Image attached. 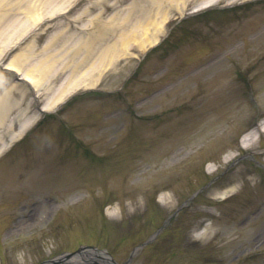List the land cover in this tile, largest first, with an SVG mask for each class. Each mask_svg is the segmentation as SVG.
Returning a JSON list of instances; mask_svg holds the SVG:
<instances>
[{"label": "rangeland", "instance_id": "1", "mask_svg": "<svg viewBox=\"0 0 264 264\" xmlns=\"http://www.w3.org/2000/svg\"><path fill=\"white\" fill-rule=\"evenodd\" d=\"M48 1L0 0L1 60L29 34L40 35L37 53L44 40L59 35L63 67H76L88 39L83 25L91 27L96 14L139 35L153 18L147 33L159 42L179 29L144 63L152 42L129 46L95 85L113 92L112 99L84 97L81 108L65 110L72 135L61 139L63 128L52 121L20 143L14 164H8L14 153L0 162V264H21L20 252L23 264H40L83 245L125 264L157 232L130 264H264V136L247 148L240 143L264 115V6L232 17L236 22L215 13L178 23L206 0L163 6L164 12L154 0H101L75 22L95 0ZM228 1L234 0L217 3ZM69 9L64 19L46 21ZM172 132L179 133L176 143ZM79 144L103 164L78 166L73 148ZM234 182V192L225 195L223 187ZM204 185L202 195L187 202ZM117 202L112 212L123 219L110 220L105 209ZM76 262L105 264L90 253L58 264Z\"/></svg>", "mask_w": 264, "mask_h": 264}, {"label": "bare ground", "instance_id": "2", "mask_svg": "<svg viewBox=\"0 0 264 264\" xmlns=\"http://www.w3.org/2000/svg\"><path fill=\"white\" fill-rule=\"evenodd\" d=\"M50 1V0H49ZM48 1V2H49ZM214 0H208L205 3H211ZM179 2H185V0H154L153 5H155L156 8H160L164 12L163 6H173L176 4H179ZM96 3H100V1H96ZM204 3V4H205ZM185 4V3H184ZM143 11H145V8L143 6L141 7ZM31 14L33 16L36 15L37 7L34 8L33 4L31 3ZM131 9V8H130ZM87 10V9H86ZM84 10L82 13L85 14L87 11ZM133 11V10H132ZM40 15V14H38ZM127 19H129L127 17ZM151 21H153V18L146 19L144 24H142L141 28H143V32L140 34V32H136V29L130 28L128 29L125 27L122 34L118 36L119 28L120 26L123 27L124 23L119 25L109 24L102 21L101 14H96V17L92 20V28L90 29L89 38L84 40L83 44L81 45V48L84 50L85 55L82 59L83 64L85 65L86 72L84 73V81L83 84L90 86L91 83L97 82L99 79V76L103 74V72L109 68V66L117 63V60L122 55H128V47L132 46L134 44L138 43V47H143L147 42H153L156 41L155 36H148L147 33V27L151 25ZM1 23V20H0ZM144 37V38H143ZM28 56L26 53L19 54L13 61L12 65L18 66V68L21 69L22 60L25 59ZM51 67V63L49 62H43L39 68L36 67H30L29 70L25 71L26 74H28L29 79L33 82V84H36L38 86L42 85L41 83L42 77L41 74L48 75L49 68ZM94 73V76H93ZM92 77V78H91ZM49 86H44L45 89H48ZM2 105L0 106V108ZM0 115H2V112L0 111ZM1 118V117H0ZM261 127V126H260ZM262 130V129H261ZM185 136H187L185 134ZM252 138V137H251ZM251 138H243V141L245 144L249 142ZM180 140L179 136L175 135L174 142L176 143ZM1 152V150H0ZM235 188V187H234ZM234 188L228 189L226 193L230 194L234 190ZM207 232V230H206ZM204 231L203 234H206ZM96 255L98 252H93ZM103 262L105 264H111L110 259L105 255L101 254Z\"/></svg>", "mask_w": 264, "mask_h": 264}, {"label": "clouds", "instance_id": "3", "mask_svg": "<svg viewBox=\"0 0 264 264\" xmlns=\"http://www.w3.org/2000/svg\"><path fill=\"white\" fill-rule=\"evenodd\" d=\"M118 207H119L118 202L117 203H114L113 205H110V206L106 207L105 213H106L107 217L110 220H117L118 221V220L123 219L122 212L119 213V214H114L112 212V208H118ZM125 207L127 208V211H128V214L129 215L135 214L136 211H137V208L134 207V206H132L131 201H125ZM194 238H199V237L198 236H194ZM24 256H25V253L24 252H20V253L17 254L18 259L21 260V264H23V258H24Z\"/></svg>", "mask_w": 264, "mask_h": 264}]
</instances>
